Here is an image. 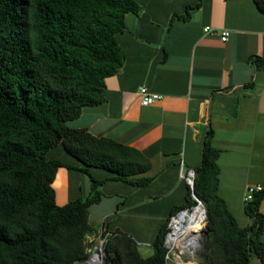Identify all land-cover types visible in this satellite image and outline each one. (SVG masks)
<instances>
[{"label":"trees","instance_id":"1","mask_svg":"<svg viewBox=\"0 0 264 264\" xmlns=\"http://www.w3.org/2000/svg\"><path fill=\"white\" fill-rule=\"evenodd\" d=\"M255 4L264 12V0ZM140 11L138 0H0V264L87 260L86 239L95 230L89 208L101 193L59 206L53 187L59 167L77 169L95 185L104 181L94 179L91 167L144 184L130 178L151 168L147 157L67 126L85 107L105 102L106 78L124 65L117 35L126 28V16ZM213 136L210 130L186 203L160 228L154 254L143 257L131 236L113 233L105 244L110 264H168L169 222L198 205L194 195L207 209L210 264H251L253 253L264 264V190L244 202L252 223L241 226L219 195L221 151L212 145ZM59 145L82 166L49 158ZM98 240L91 236L92 243Z\"/></svg>","mask_w":264,"mask_h":264},{"label":"crops","instance_id":"2","mask_svg":"<svg viewBox=\"0 0 264 264\" xmlns=\"http://www.w3.org/2000/svg\"><path fill=\"white\" fill-rule=\"evenodd\" d=\"M138 3L141 11L128 14L117 35L124 65L106 78L105 102L85 107L67 126L147 157L151 168L130 178L144 184L91 167L94 179L104 181L95 185L87 174L61 166L53 187L59 206L101 193L89 208L92 235L123 233L153 248L172 210L186 203L185 176L201 166L210 130L221 151L219 195L231 213L237 204L245 213L249 185L264 187V12L255 0ZM206 27L213 33L206 34ZM224 30L231 32L227 42L221 40ZM141 87L163 98L143 107ZM49 158L82 166L62 145Z\"/></svg>","mask_w":264,"mask_h":264},{"label":"bare ground","instance_id":"3","mask_svg":"<svg viewBox=\"0 0 264 264\" xmlns=\"http://www.w3.org/2000/svg\"><path fill=\"white\" fill-rule=\"evenodd\" d=\"M205 227L206 214L203 209L201 207L188 209L175 219L169 243L175 244L185 254L194 255L202 245ZM175 259L178 264H184L181 258Z\"/></svg>","mask_w":264,"mask_h":264},{"label":"rangeland","instance_id":"4","mask_svg":"<svg viewBox=\"0 0 264 264\" xmlns=\"http://www.w3.org/2000/svg\"><path fill=\"white\" fill-rule=\"evenodd\" d=\"M205 209H206V207H205ZM233 212H234L235 216L237 217V220L241 226H245L248 223H250V221H251L250 218L244 213V211L239 207L238 204L234 205ZM207 216L208 215H207V209H206V227H205V231H204L203 242H202L201 247H199L200 248L199 251L194 255H189V254H185L183 252V250L176 247L175 250L173 251V253L171 254V257L181 258L184 261V264H210L209 259H208V256H209L208 254H209V250H210L209 249V238H208V235L206 232ZM169 224H170V222H169ZM170 233H172V229H170ZM91 236H92V234L87 236V239H86V243L89 245L88 246L89 256H88L86 261H83V262L78 263V264H94L91 261H88V259H90V257L93 255V250L95 249V246L97 244V242L92 243ZM260 239L262 242H264V232L262 233ZM140 251H141L142 255L145 257H147L149 253L152 255L154 254V252H153L154 250L150 246H141ZM104 259H105V262L103 264H110L106 251H105ZM175 262L171 261L170 264H175ZM251 264H261L260 258L254 253L251 255Z\"/></svg>","mask_w":264,"mask_h":264},{"label":"built area","instance_id":"5","mask_svg":"<svg viewBox=\"0 0 264 264\" xmlns=\"http://www.w3.org/2000/svg\"><path fill=\"white\" fill-rule=\"evenodd\" d=\"M205 33L206 34H212L213 29H211L210 27H206ZM230 35H231L230 31L224 30L221 33V40L223 42H227L230 38ZM138 97H139L140 104L143 107H150L163 98L161 95L151 93L147 87H141L139 89ZM185 179L189 185L193 186L194 180H195V171H189L186 174ZM263 190H264V187L262 185H249L247 187V190H246L244 202L248 203V202L252 201L254 199V196L257 193L262 192ZM176 218H178L177 215L171 218L170 224H169V229H172L173 223H174ZM170 235H171V233L169 232L167 237H166V240H165V246L168 249V254H167L168 264H170L171 261H174V262L176 261V259L174 257H171V254L175 250L176 246H175V244L169 243ZM111 236H113V233H107L105 236L102 235V237L100 238V242H102L105 245L108 238ZM139 249H140V245H139ZM91 259H92V256L90 257V259H88V261H90ZM175 264H178V263L175 262Z\"/></svg>","mask_w":264,"mask_h":264},{"label":"water","instance_id":"6","mask_svg":"<svg viewBox=\"0 0 264 264\" xmlns=\"http://www.w3.org/2000/svg\"><path fill=\"white\" fill-rule=\"evenodd\" d=\"M194 198L198 202V205L196 207H201L203 209L204 213L206 214V209H205L204 204L198 198H196L195 195H194ZM187 210L188 209L180 212L177 216L180 217L181 214H183ZM104 255H105V246L102 242H98L95 246V249H94L93 255H92V259L90 261L94 264H103L105 262Z\"/></svg>","mask_w":264,"mask_h":264},{"label":"clouds","instance_id":"7","mask_svg":"<svg viewBox=\"0 0 264 264\" xmlns=\"http://www.w3.org/2000/svg\"><path fill=\"white\" fill-rule=\"evenodd\" d=\"M177 215H178V214H177ZM167 235H168V234H167ZM166 237H167V236H166ZM98 242H100V240H99ZM98 242H97V243H98ZM104 246H105V245H104ZM93 251H94V250H93ZM105 251H106V250H105Z\"/></svg>","mask_w":264,"mask_h":264}]
</instances>
